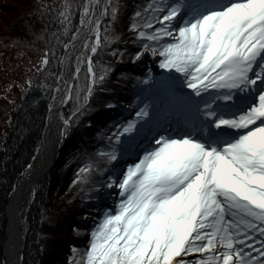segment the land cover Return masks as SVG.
<instances>
[{"label":"snow or ice","instance_id":"1","mask_svg":"<svg viewBox=\"0 0 264 264\" xmlns=\"http://www.w3.org/2000/svg\"><path fill=\"white\" fill-rule=\"evenodd\" d=\"M161 11L147 39L171 38L153 52L183 82H162L163 116L145 105L116 135L147 129V146L109 183L122 200L93 231L86 264H264V0Z\"/></svg>","mask_w":264,"mask_h":264},{"label":"trees","instance_id":"2","mask_svg":"<svg viewBox=\"0 0 264 264\" xmlns=\"http://www.w3.org/2000/svg\"><path fill=\"white\" fill-rule=\"evenodd\" d=\"M94 1L0 0V264L10 193L31 173L59 88L66 46L90 17ZM172 3L111 0L96 53L91 55L95 37L79 53V73L63 109L66 137L57 147L55 165L33 188L20 221L24 236L20 264H86L93 231L122 200L119 187L110 188L109 183L123 178L137 147L143 155L147 146L141 139L147 129L124 136L119 143L116 135L145 105L150 115L159 107L163 116L162 82H183L179 74L159 67L162 57L157 53L173 42L171 38L150 41L147 36L153 29L145 27L149 21L160 27L161 9ZM139 52L143 55L136 59ZM45 58L47 65L42 63ZM113 151L115 161L108 155Z\"/></svg>","mask_w":264,"mask_h":264},{"label":"bare ground","instance_id":"3","mask_svg":"<svg viewBox=\"0 0 264 264\" xmlns=\"http://www.w3.org/2000/svg\"><path fill=\"white\" fill-rule=\"evenodd\" d=\"M105 3L106 0L95 1L91 18L86 23L82 24L81 29L74 36L73 40L67 45L65 50L63 63L62 66H60L61 70L59 90L48 114L46 131L43 135L38 152L32 161V175L26 181L22 182L10 196L7 216V218H9V225L6 238L7 245L5 249L6 264H19L22 259L20 257L24 243L22 239V233L19 229L20 220L24 211H22V205L27 200V198H29L36 184L43 179L39 178L43 175L45 169L51 164L54 152L57 150L59 143L63 138L66 137L64 133V128L66 125L62 127V109L69 93L68 83L75 74L76 67L74 61V66L69 68L71 65L70 59L81 46L85 48L87 42L92 37H95V46H97L96 37L99 36V32L98 28L96 27V22L99 23L100 21ZM63 134L65 136H63Z\"/></svg>","mask_w":264,"mask_h":264},{"label":"water","instance_id":"4","mask_svg":"<svg viewBox=\"0 0 264 264\" xmlns=\"http://www.w3.org/2000/svg\"><path fill=\"white\" fill-rule=\"evenodd\" d=\"M96 1V0H95ZM95 1H94V3H93V6H92V11H91V15H90V17L88 18V20L91 18V16H92V12H93V9H94V5H95ZM110 2H111V0H106V3H105V6H104V10H103V13H102V15H101V18H100V21H99V28H98V32L100 33V29H101V24H102V22H103V20L107 17V15H108V8H109V5H110ZM105 9H106V11H105ZM87 20V21H88ZM86 21V22H87ZM85 22V23H86ZM81 27H82V25H81ZM81 27L79 28V30L81 29ZM78 30V31H79ZM77 31V32H78ZM76 35V34H75ZM74 38V37H73ZM73 40V39H72ZM71 40V41H72ZM70 41V42H71ZM99 45V44H98ZM98 45L97 46H95V47H98ZM66 48H67V46H66ZM82 49H83V47L81 46L79 49H78V51L75 53V54H73V56H72V58L70 59L71 60V65H70V67L69 68H72V66H74L73 65V63H74V61L76 62V56L79 54V52H81L82 51ZM65 55V54H64ZM64 55H63V58H62V61H61V66H62V63H63V59H64ZM91 55H93V53L91 52ZM90 55V56H91ZM89 60H91V58H89ZM76 64V63H75ZM60 70H61V68H60ZM76 75H77V73H76V67H75V74L73 75V77H72V79L70 80V82L68 83V85H69V93H68V95H67V99H66V101L64 102V104H63V108H64V106L67 104V102L70 100V93H71V89H72V85H73V83H74V80H75V78H76ZM92 75V74H91ZM56 96L57 95H55V97H54V99H53V101L55 100V98H56ZM62 111H63V109H62ZM49 112H50V109H49V111H48V114H49ZM48 118V117H47ZM63 124H62V127L64 126V125H66V121H65V118L63 117ZM46 128H47V120H46ZM46 128H45V130H44V133H45V131H46ZM44 133H43V135H44ZM61 133H62V131H61ZM63 136H65L64 134H63ZM61 139H62V137H61ZM60 139V140H61ZM42 141V140H41ZM41 143V142H40ZM40 146V145H39ZM57 155H58V151L57 150H55V152H54V155H53V159H52V162H51V164L45 169V171L43 172V175L42 176H40V178L39 179H42V178H44V176L53 168V166L55 165V162H56V158H57ZM32 175V173L27 177V178H25L22 182H24V181H26L30 176ZM21 182V183H22ZM20 183V184H21ZM19 184V185H20ZM18 185V186H19ZM17 186V187H18ZM17 187L15 188V189H13L12 190V192L10 193V196H11V194L17 189ZM9 196V197H10ZM9 201H10V198H9ZM9 204V203H8ZM27 207V206H26ZM25 207V208H26ZM6 213H7V216H8V206H7V210H6ZM8 225H9V218H8ZM8 225H7V232H8ZM22 239H23V243H24V236H23V234H22ZM6 245H7V240H6V242H5V247H6ZM20 258H22V254H21V257ZM20 264V263H19Z\"/></svg>","mask_w":264,"mask_h":264},{"label":"rangeland","instance_id":"5","mask_svg":"<svg viewBox=\"0 0 264 264\" xmlns=\"http://www.w3.org/2000/svg\"><path fill=\"white\" fill-rule=\"evenodd\" d=\"M75 34H77V32H76ZM74 36H75V35H74ZM72 39H73V38H72ZM72 39H71V40H72ZM69 43H70V42H69ZM69 43H68V44H69ZM68 44H67V45H68ZM94 46H95V42H94ZM83 49H84V48H83ZM83 49H82V51H83ZM65 50H66V49H65ZM82 51L79 52V53L81 54ZM64 54H65V52H64ZM80 54H78V55L76 56V59H75V60H76L75 63H76V73H77V75H78V73H79V71H77V69H80V68H79V63H78V56H79ZM90 61H91V60H90ZM88 62H89V58H88V60H87V63H88ZM77 75H76V77H77ZM59 80H60V74H59ZM59 80H58V86H59ZM74 81H75V80H74ZM91 82H92V81H91ZM73 84H74V83H73ZM72 86H73V85H72ZM58 90H59V88H58ZM58 90H57V93H58ZM57 93H56L55 95H57ZM54 97H55V96H54ZM70 97H71V93H70ZM53 99H54V98H53ZM53 102H54V101H53ZM67 103H68V102H67ZM52 104H53V103H52ZM51 106H52V105H51ZM65 106H66V105H65ZM65 106H64V107H65ZM50 108H51V107H50ZM63 109H64V108H63ZM65 120H66V119H65ZM66 122L68 123V121H66ZM45 128H46V127H45ZM44 130H45V129H44ZM43 133H44V132H43ZM42 138H43V135H42ZM42 138H41V140H42ZM40 142H41V141H40ZM59 144H60V143H59ZM39 145H40V144H39ZM38 149H39V148H38ZM37 152H38V151H37ZM36 154H37V153H36ZM34 157H35V156H34ZM32 161H33V160H32ZM32 169H33V166H32ZM124 171H126V169H125ZM31 173H32V170H31ZM31 173H30V174H31ZM30 174H29V175H30ZM27 177H28V176H27ZM27 177H26V178H27ZM22 181H23V180H22ZM20 183H21V182H20ZM20 183H19V184H20ZM19 184H18V185H19ZM18 185H17V186H18ZM17 186H16V187H17ZM16 187H15V188H16ZM15 188H14V189H15ZM11 192H12V191H11ZM31 195H32V194H31ZM31 195H30L29 198H27V200L23 203V205H22V207H23L22 211H23V210L25 211V209L28 207V203H29V199H30ZM9 198H10V197H9ZM8 203H9V201H8ZM7 206H8V204H7ZM26 206H27V207H26ZM25 207H26V208H25ZM6 210H7V207H6ZM24 211H23V213H24ZM7 220H8V218H7ZM20 221H21V220H20ZM7 225H8V222H7ZM19 229H20V224H19ZM20 231H21V230H20ZM21 233H22V232H21ZM6 236H7V227H6ZM6 240H7V239H6ZM5 242H6V241H5ZM5 249H6V247H5V245H4V264H6V263H5Z\"/></svg>","mask_w":264,"mask_h":264}]
</instances>
